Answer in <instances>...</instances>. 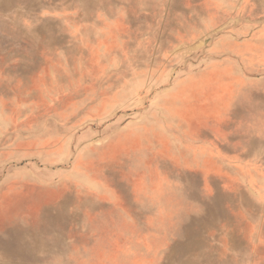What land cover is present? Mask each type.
Returning a JSON list of instances; mask_svg holds the SVG:
<instances>
[{
	"label": "rangeland",
	"instance_id": "rangeland-1",
	"mask_svg": "<svg viewBox=\"0 0 264 264\" xmlns=\"http://www.w3.org/2000/svg\"><path fill=\"white\" fill-rule=\"evenodd\" d=\"M0 264H264V0H0Z\"/></svg>",
	"mask_w": 264,
	"mask_h": 264
}]
</instances>
